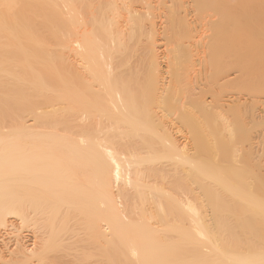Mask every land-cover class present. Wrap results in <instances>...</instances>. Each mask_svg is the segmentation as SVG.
Here are the masks:
<instances>
[{"label":"bare ground","instance_id":"1","mask_svg":"<svg viewBox=\"0 0 264 264\" xmlns=\"http://www.w3.org/2000/svg\"><path fill=\"white\" fill-rule=\"evenodd\" d=\"M0 234V264H264V0H0Z\"/></svg>","mask_w":264,"mask_h":264},{"label":"rangeland","instance_id":"2","mask_svg":"<svg viewBox=\"0 0 264 264\" xmlns=\"http://www.w3.org/2000/svg\"><path fill=\"white\" fill-rule=\"evenodd\" d=\"M26 231H27V229H24V230L22 231V236H24V238H25L26 235H23V234H26V233H27ZM0 239H1V234H0ZM0 241H1V240H0Z\"/></svg>","mask_w":264,"mask_h":264}]
</instances>
